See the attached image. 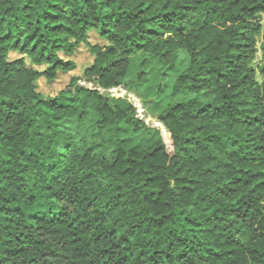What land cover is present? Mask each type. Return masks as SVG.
I'll list each match as a JSON object with an SVG mask.
<instances>
[{"label": "trees", "instance_id": "obj_1", "mask_svg": "<svg viewBox=\"0 0 264 264\" xmlns=\"http://www.w3.org/2000/svg\"><path fill=\"white\" fill-rule=\"evenodd\" d=\"M263 14L264 0H0V264H264ZM82 45L83 74L39 91ZM182 51L172 93L190 96L145 113L152 59L170 70Z\"/></svg>", "mask_w": 264, "mask_h": 264}, {"label": "rangeland", "instance_id": "obj_2", "mask_svg": "<svg viewBox=\"0 0 264 264\" xmlns=\"http://www.w3.org/2000/svg\"><path fill=\"white\" fill-rule=\"evenodd\" d=\"M263 24H264V14H263ZM262 33L257 37L258 46L263 41ZM90 40L95 43H104L103 40L99 39L96 33L92 32L90 35ZM92 54L89 52L85 45H82L74 53L71 58H73L77 63V68L68 73H59L56 80L49 82L45 78H41L38 81V90L44 94H56L60 89L65 88L70 81L72 76H81L83 74L84 68L89 65L92 61ZM141 60V56L137 55L132 60L131 70L128 73V77H135L137 71V65ZM188 61L185 52H181L175 66L168 70L167 66H163L157 59H152L149 67V80L142 86L143 96H144V106L143 110H153L159 111L165 108L169 103L175 102L181 99H186L190 94L185 92H179L177 94L172 93V84L174 79L178 76L180 71L186 66ZM263 63L262 53L259 52L256 60L253 62V66L256 68ZM162 82V88L159 84ZM138 97V96H137ZM146 113V111H145ZM153 121L155 118L149 117Z\"/></svg>", "mask_w": 264, "mask_h": 264}]
</instances>
